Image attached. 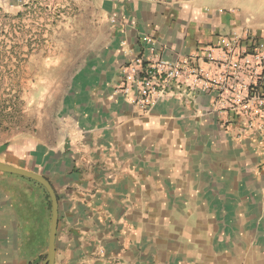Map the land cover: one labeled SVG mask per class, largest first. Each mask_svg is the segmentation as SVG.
<instances>
[{"label": "crops", "instance_id": "0c3cea01", "mask_svg": "<svg viewBox=\"0 0 264 264\" xmlns=\"http://www.w3.org/2000/svg\"><path fill=\"white\" fill-rule=\"evenodd\" d=\"M89 1L107 38L71 78L63 141L0 152L56 191L54 264H264V132L228 136L204 95L141 111L116 91L138 54L176 60L243 29L264 40V0ZM46 190L0 171V264H44Z\"/></svg>", "mask_w": 264, "mask_h": 264}, {"label": "rangeland", "instance_id": "374dc122", "mask_svg": "<svg viewBox=\"0 0 264 264\" xmlns=\"http://www.w3.org/2000/svg\"><path fill=\"white\" fill-rule=\"evenodd\" d=\"M107 27L88 0H28L0 8V152L57 146L64 96Z\"/></svg>", "mask_w": 264, "mask_h": 264}, {"label": "built area", "instance_id": "2783aa9c", "mask_svg": "<svg viewBox=\"0 0 264 264\" xmlns=\"http://www.w3.org/2000/svg\"><path fill=\"white\" fill-rule=\"evenodd\" d=\"M116 91L141 111L204 95L228 136L250 138L264 132V40L243 29L176 60L138 54L122 67Z\"/></svg>", "mask_w": 264, "mask_h": 264}, {"label": "water", "instance_id": "95a60500", "mask_svg": "<svg viewBox=\"0 0 264 264\" xmlns=\"http://www.w3.org/2000/svg\"><path fill=\"white\" fill-rule=\"evenodd\" d=\"M0 171L18 174L21 176L31 178L41 183L50 194L51 203H52V228H51L49 251L46 259L44 260V264H54L55 252H56L55 238H56V231L58 227V218H59V203H58V197L56 191L54 190L52 184L45 176H43L38 172H35L30 169L22 168L19 166H15L1 160H0Z\"/></svg>", "mask_w": 264, "mask_h": 264}, {"label": "trees", "instance_id": "16d2710c", "mask_svg": "<svg viewBox=\"0 0 264 264\" xmlns=\"http://www.w3.org/2000/svg\"><path fill=\"white\" fill-rule=\"evenodd\" d=\"M47 191V190H46ZM47 195H48V197L50 198V195L48 194V192H47Z\"/></svg>", "mask_w": 264, "mask_h": 264}]
</instances>
